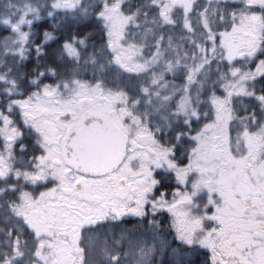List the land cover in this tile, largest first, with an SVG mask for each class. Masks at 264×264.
Returning a JSON list of instances; mask_svg holds the SVG:
<instances>
[{
  "label": "trees",
  "instance_id": "obj_1",
  "mask_svg": "<svg viewBox=\"0 0 264 264\" xmlns=\"http://www.w3.org/2000/svg\"><path fill=\"white\" fill-rule=\"evenodd\" d=\"M177 1L0 0V264H221L204 245L208 231L215 243L228 229L216 227L207 185L218 168L197 161V136L221 114L236 156L248 151L246 134L260 137L246 170H264V0H193L188 10ZM248 16L259 19L251 45L229 58L221 35ZM93 86L110 93L131 136L168 150L171 166L153 171L139 211L37 236L32 202L68 167L60 160L43 175L36 162L52 144L27 111L49 90L64 110ZM184 212L202 221L198 238L186 236ZM231 253L224 263L239 264Z\"/></svg>",
  "mask_w": 264,
  "mask_h": 264
},
{
  "label": "rangeland",
  "instance_id": "obj_2",
  "mask_svg": "<svg viewBox=\"0 0 264 264\" xmlns=\"http://www.w3.org/2000/svg\"><path fill=\"white\" fill-rule=\"evenodd\" d=\"M192 2L193 0L177 1L185 10L191 7ZM251 20L256 22L259 19L255 16L251 19L248 16L245 23L241 20L230 31L221 35L222 43L229 58L238 56L241 51L251 45L248 33L251 32L250 26L256 27L255 24H249ZM90 89L87 91L89 95L87 92L83 93V98L77 101L72 100V103H68L69 105L67 104L68 106L66 105L67 108L64 110L53 107L56 100L53 95L56 92L49 90L48 93H45L46 98L39 100L43 105L42 111L38 110L39 101L35 105L37 113L27 111L26 116L35 128L39 130L45 125L43 132L48 134L45 140L48 144H52L47 153L39 157L36 162L42 167L43 175L51 163L62 161L59 141L64 131L73 124L80 125L86 113L114 111V120L124 130L130 133L134 132L124 122L125 116L123 114L117 115L114 109L116 103L110 98L109 92L101 90L97 86ZM220 117H222L221 114L218 124L209 126L207 131L203 132L205 134L197 136L199 146L196 159L200 163L208 164V168L217 166L218 169L211 172L214 176L207 181L213 206L220 205L216 207L218 211L213 219L216 227L218 223L226 225L231 223L234 233H228L227 229V232H223L214 243L213 237L210 238L212 232L208 231L204 245L215 249L213 254L217 255L218 258L221 256V264H225L224 260L232 250L238 251L239 264H264V235L252 236L249 233L250 229H247V221L236 220L240 216L247 219L250 215L245 212L246 207L241 205V203L244 205L250 203L251 200L245 197L248 194L253 196L250 205L256 212V218L262 219L264 217V170H257L259 171L257 173L254 172L256 170L252 172L246 170L248 155L253 152L254 145L259 142L260 137L246 134L244 144L248 147V151L246 149L243 155L236 156L229 147L228 138H222V134H219L222 132V126H224V119L221 120ZM215 134H219V136H214ZM137 136L138 134L132 135V142H136ZM138 143V148L130 152L128 159H125L119 170L108 175V177L88 179L78 175L72 169L63 170V182L59 188L43 192L32 202L34 210L30 212L27 221L37 236L48 235L54 228L59 230L60 235H73L78 233L77 229L80 227L96 222L109 212L120 215L125 214V212L139 211V207L141 208L146 204L147 195L151 192L150 188L155 185L153 171L165 164L170 167L171 162L167 156L168 150L163 147L155 145L154 142L140 141ZM204 172L208 173L209 171L205 170ZM120 179H125L126 184L123 185ZM76 182L82 183L84 188L77 189L75 187ZM194 187L200 188V184L195 183ZM231 192L234 193V196L242 199L233 198ZM238 201L240 202L239 205H237ZM224 202L228 205L222 207ZM255 204L256 206H253ZM182 214L184 215L183 222L185 225L183 229L186 236L198 238L196 232L201 231L199 227L202 221L199 218H194V215L188 216L185 212ZM219 243L222 247L221 250L217 248ZM66 248L65 244H59L58 249H60L61 256L69 255Z\"/></svg>",
  "mask_w": 264,
  "mask_h": 264
},
{
  "label": "water",
  "instance_id": "obj_3",
  "mask_svg": "<svg viewBox=\"0 0 264 264\" xmlns=\"http://www.w3.org/2000/svg\"><path fill=\"white\" fill-rule=\"evenodd\" d=\"M114 111L85 114L82 125H72L60 139L65 164L74 171L100 177L118 169L126 159L129 136L113 120ZM144 141H151L143 137ZM126 184L125 179H121ZM78 189H83L77 183Z\"/></svg>",
  "mask_w": 264,
  "mask_h": 264
},
{
  "label": "flooded vegetation",
  "instance_id": "obj_4",
  "mask_svg": "<svg viewBox=\"0 0 264 264\" xmlns=\"http://www.w3.org/2000/svg\"><path fill=\"white\" fill-rule=\"evenodd\" d=\"M127 148H128V151L131 150V149L132 150L133 149H137L138 148V143H133V142L130 141L129 146ZM83 177L84 178H88L87 176H83ZM231 194H232V192H231ZM232 195H233V198L236 197L239 200L242 199L241 197L234 196V193ZM245 197H247L249 200H251L250 203L252 202V197L253 196L251 194L250 195L248 194ZM250 203L249 204H245V205L243 203H241V205H243L244 207H246L245 212L249 213L250 214L249 215L250 217L248 216V218L245 219L244 217H241L240 216L236 220L242 221V222H246L247 221V229H250L249 233L252 236L253 235H256V234L264 235V217L262 219H257L256 218V216H257L256 215V212H255V210H253V207H252V205H250ZM239 204H240V202L238 201L237 205H239ZM253 206H256V204L253 205ZM260 212L263 214L262 211H260ZM246 215H248V214H246ZM256 225H257V228H256ZM226 227H228V231H230V233H232V234L234 233L233 226H231V223H228V225H226ZM229 228H231V230H229ZM224 232H227V230H225ZM220 248H222L221 245H220ZM232 255L233 254L230 252V254L228 256L231 257Z\"/></svg>",
  "mask_w": 264,
  "mask_h": 264
}]
</instances>
